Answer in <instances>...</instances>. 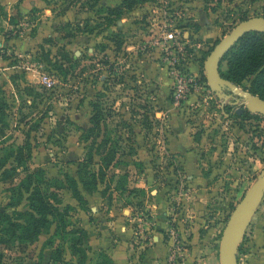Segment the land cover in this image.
<instances>
[{
  "label": "rangeland",
  "instance_id": "obj_1",
  "mask_svg": "<svg viewBox=\"0 0 264 264\" xmlns=\"http://www.w3.org/2000/svg\"><path fill=\"white\" fill-rule=\"evenodd\" d=\"M46 1L49 7L34 10L30 17L18 19V24L3 21L5 29L0 30L8 39L24 40L35 35L37 21L50 17V12L56 17L50 20L57 32L53 37L18 53L12 46H0L4 50L1 56L18 66V71L12 73L11 82L6 81V77L0 82L7 102L4 122L0 121L3 128V133L0 132V161L11 150L16 152L19 147L26 146V152L31 148L28 165L44 168L48 178L63 179L66 172L77 176L80 164L87 165L89 172L97 171L101 162L97 148L102 135L112 139L120 157L133 153L135 146L131 143L136 142L139 122L146 126L143 136L150 142L148 151L154 156L155 181L161 183L162 188L164 182L173 180L169 175L170 155L165 151L170 131L167 116L162 115L166 110L163 109L165 97L161 92L168 88V104L173 111L177 109L183 116L194 138L200 134V139H205V148L208 147L209 151L203 153L219 149L223 153H220L216 165L221 171L228 166L215 176L218 194L213 197L212 210L222 216L219 242L215 243L213 238L210 257L207 255L209 249L203 246L199 252L200 260L187 262L220 264V241L229 216L264 168V119L241 118L237 112L243 105L232 108L229 114L223 113L221 106L228 109V103L216 94L210 99L204 89L197 91L194 97L188 96L183 105H177L173 98L175 79L170 58L176 51V41L185 43L195 62L192 72L201 78L206 77L204 62L213 46L243 19L264 17V0H138L131 10L124 11L110 24L104 21L107 7H115L122 0H102L103 5H98L104 7L100 14H97L98 7L89 9L85 4L88 0L76 3L71 0ZM57 16H65V20L58 21ZM86 19L90 21L88 27L78 31L77 25L84 24ZM168 32H173L176 40H170ZM43 74L52 77L53 86L41 83ZM164 77L169 80L167 87L163 83ZM206 83L208 85L207 79ZM151 88L155 91L150 97L148 91ZM94 102H98L103 110L100 136L95 135L98 131L93 134L89 131L93 127L91 103ZM131 114L135 115L131 118L133 123L129 122ZM90 157L92 163H89ZM14 164L12 157L6 166ZM125 164L124 160L112 164L108 169L109 178L113 172H123ZM23 175L21 173L13 184L3 181L0 175V211L14 214L15 210H27V194L20 205L11 206L18 199L13 188H17ZM113 182L116 184L115 178ZM177 192L169 191L170 198ZM70 201L65 191L63 206H68L70 228H79L83 215L80 209L68 203ZM173 205L170 204L172 209ZM124 207H119L120 212H124ZM132 207H125L124 215L130 219L135 236H142L137 244L143 248L145 240L150 239L148 243L152 244L156 234L153 229L155 208L150 202ZM88 210L86 207L89 215ZM171 217L165 232L169 241L170 229H177L174 214ZM260 220L264 222V200L241 243L239 264H264V256L259 253L252 237L253 228ZM53 234L54 228L50 233H42L26 250H21L18 242L1 245L3 264H55L53 255L57 249H64L62 264H74L72 260L77 262V258L70 259L67 255L71 237ZM183 242L189 249L191 245L184 239ZM46 249L49 257L42 258ZM170 253L171 247L165 264L169 262ZM186 261L184 257L180 264ZM86 264L96 263L87 261Z\"/></svg>",
  "mask_w": 264,
  "mask_h": 264
},
{
  "label": "crops",
  "instance_id": "obj_2",
  "mask_svg": "<svg viewBox=\"0 0 264 264\" xmlns=\"http://www.w3.org/2000/svg\"><path fill=\"white\" fill-rule=\"evenodd\" d=\"M0 4L8 11V19L4 22L9 24L8 20L18 11L21 15L19 20H23L33 15L34 10L42 11L49 7L46 0H0ZM68 13L69 11H67ZM50 15V17L37 21L38 28L33 37L24 40L8 39L4 33L0 32V46L3 48L12 46L14 51L18 53L19 50L33 47L35 43H41L47 37H53L57 32L54 29L55 24L50 20L56 17L51 12ZM65 16H57V20L63 22ZM3 51L0 49V82L1 79L5 80L4 77H6V81L11 82L12 73L18 71L16 70L18 66L1 56V53H4ZM162 79L167 87L168 78L164 77ZM153 91L155 90H152V88L148 91L150 97ZM168 91V88H165L161 94L165 97L162 104H165L163 109L166 110L165 113L162 112V115L164 117L166 114L167 128L170 131V138L165 151L166 154L170 155L172 166L169 168L171 173L168 172V174L170 173L172 181L164 182L162 188L159 186L161 183H156L154 156L151 151H148L150 147L148 138L143 136L147 129L146 126L138 122L139 132H137L135 138L136 142L131 143L135 146V150L133 153H127L121 157L117 155L116 162L113 163L124 160L126 168L123 172H113L109 178L107 170L109 179L101 183L98 190L92 194L85 192L80 186L86 200L85 208L81 207L79 202L66 191L71 200L68 203L80 209L83 215L79 228L87 232L85 247L88 248L87 261L89 262L96 263L100 251H104L112 258L114 264H165L167 253L171 247V242L166 238L167 234L165 232L170 226L171 219L169 218L173 214V220L176 222L177 229L181 232V237L191 245L189 249H186L185 259L187 261L183 264H187L190 260L199 261L201 257L199 252L203 246H207V249H209L207 255L210 257V246L214 245L211 243L213 238H215V243L219 242L218 234L222 225V216L212 210L213 197L217 193L215 176L218 173H223L228 169V166H225L221 171L218 164L216 165L221 157L220 153H223L219 149L210 150L208 154L203 153L209 151L208 147L205 148V139L197 141L191 134V130L183 116L178 114L177 109L173 111L172 106L168 104ZM195 94H192V97ZM222 112L224 113V110ZM144 113L147 114L148 112L144 111ZM132 114H135V112L133 111ZM132 114L130 119L135 118V115ZM131 121L132 119L129 122ZM138 125L136 124L137 127ZM126 174L127 181L124 187H120L119 181ZM114 178L116 184L113 182ZM111 184L112 187L108 188ZM154 184H157L155 188L153 187ZM148 187L152 190L150 191ZM131 190H136V192L131 194ZM171 190H177L178 192L176 196L170 198L171 193L169 191ZM146 196L149 197L146 198ZM149 202L155 208L153 210L155 214L153 229L156 234L153 236V243H148L150 239H147L142 248L138 247L137 244V240L142 239V236L140 238L135 236L132 224L129 223L130 219L124 213L125 207L130 206V209H133V205L142 206ZM172 203L174 204L173 209L170 206ZM121 206H125L124 212H120L121 208L119 209V207ZM86 207L90 210L89 215ZM263 223L260 220V223L252 231L253 243L255 246L257 245L256 248L262 256H264ZM111 230H114V232L112 233ZM67 255L70 259L74 257L70 249ZM44 257H49L47 249L43 252L42 258ZM72 262L76 263V260H72Z\"/></svg>",
  "mask_w": 264,
  "mask_h": 264
},
{
  "label": "trees",
  "instance_id": "obj_3",
  "mask_svg": "<svg viewBox=\"0 0 264 264\" xmlns=\"http://www.w3.org/2000/svg\"><path fill=\"white\" fill-rule=\"evenodd\" d=\"M76 3L78 0H71ZM102 0H88L85 4L89 9L97 8V14L103 11L104 7ZM138 0H122L115 7H107V14L104 21L108 24L115 19H119L124 11L131 10ZM21 15L18 12L10 18V24H18ZM8 19V11L0 4V30L3 29V21ZM247 19V18H245ZM88 19L77 25L78 31L88 27ZM47 41H51L48 39ZM120 46L121 43L118 42ZM214 47V46H213ZM213 49V48H212ZM211 49V50H212ZM222 77L232 81L237 86L250 91L255 95H259L264 99V33L249 32L245 34L226 54L219 68ZM203 81L206 82V77L203 75ZM249 81V84L246 82ZM0 84V121L4 122L5 109L7 107L4 88ZM230 93L229 91H227ZM94 114L91 117L93 127L89 131L93 134L98 131L99 135L100 123L103 110L98 102L91 103ZM234 106L228 105L225 107L224 113L229 114ZM238 113V112H237ZM241 118L256 120L264 119L262 115L251 113L245 109L238 113ZM5 125V123L3 124ZM2 125V126H3ZM0 132L3 133V128L0 126ZM93 136V135H89ZM88 136V137H89ZM99 141L97 153L101 155V162L97 171H90L87 165H79L77 176L70 173H64V178H48L46 171L42 167L31 168L27 161L31 155V148L26 152V146H21L14 152L10 151L0 161V175L5 182L14 183L15 179L24 174L20 178V183L13 188L17 192L18 199L11 203V206L20 205L21 201L27 194L28 201L27 210H15L14 214L0 211V246L18 242L21 250H26L28 246L39 239L42 233H50L54 228V236H70V246L72 256L77 258L74 264H86L88 259V248L85 247L87 232L82 228H70L71 224L67 220L68 206H63V193L68 191L74 197L81 207L86 206L85 196L80 188L92 194L98 190L99 185L104 183L107 177V170L114 163L117 156V149L113 147V143L109 138L102 135ZM197 141L200 140V134L197 135ZM29 151V152H28ZM14 158L15 164L7 167L10 158ZM89 163H92L93 158H89ZM22 168L21 171L18 169ZM127 181V174L120 181L119 186L124 187ZM136 190H131L130 193H135ZM241 250V245L239 252ZM64 249H57L53 258L55 264H62ZM3 254L0 252V264H3ZM239 259V257H238ZM96 264H114L112 258L104 251H100Z\"/></svg>",
  "mask_w": 264,
  "mask_h": 264
},
{
  "label": "water",
  "instance_id": "obj_4",
  "mask_svg": "<svg viewBox=\"0 0 264 264\" xmlns=\"http://www.w3.org/2000/svg\"><path fill=\"white\" fill-rule=\"evenodd\" d=\"M253 31L264 33L263 16L243 19L221 38L207 56L204 62V70L209 88L219 99L234 107L243 105V107L238 108V113L247 109L251 113L264 117V99L222 77L219 71L220 64L226 54L245 34ZM222 108L225 110L224 106ZM263 200L264 168L229 216L220 241V264H239L240 245Z\"/></svg>",
  "mask_w": 264,
  "mask_h": 264
},
{
  "label": "built area",
  "instance_id": "obj_5",
  "mask_svg": "<svg viewBox=\"0 0 264 264\" xmlns=\"http://www.w3.org/2000/svg\"><path fill=\"white\" fill-rule=\"evenodd\" d=\"M170 40H176L173 32L167 33ZM175 52L170 58L171 69L174 74V90L173 98L177 105H183L182 102L185 99L197 93V91L204 89L206 90L207 96L212 99L215 97V93L211 91L207 83L203 81V78L199 74L192 72V68L195 64L193 61L192 53L187 51L185 43L176 41ZM41 83L47 87L54 85L55 81L49 74H43ZM217 97V96H216ZM221 100V99H220ZM224 103V102H221ZM170 242H171V253L169 255L168 264H180V260L184 259L186 255V247L176 228L170 229Z\"/></svg>",
  "mask_w": 264,
  "mask_h": 264
},
{
  "label": "flooded vegetation",
  "instance_id": "obj_6",
  "mask_svg": "<svg viewBox=\"0 0 264 264\" xmlns=\"http://www.w3.org/2000/svg\"><path fill=\"white\" fill-rule=\"evenodd\" d=\"M227 105H229V104H227ZM231 106V105H230Z\"/></svg>",
  "mask_w": 264,
  "mask_h": 264
}]
</instances>
